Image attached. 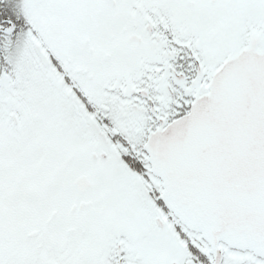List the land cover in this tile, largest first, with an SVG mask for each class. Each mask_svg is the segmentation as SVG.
Returning <instances> with one entry per match:
<instances>
[{"label":"snow or ice","instance_id":"1","mask_svg":"<svg viewBox=\"0 0 264 264\" xmlns=\"http://www.w3.org/2000/svg\"><path fill=\"white\" fill-rule=\"evenodd\" d=\"M0 264H264V0H0Z\"/></svg>","mask_w":264,"mask_h":264}]
</instances>
